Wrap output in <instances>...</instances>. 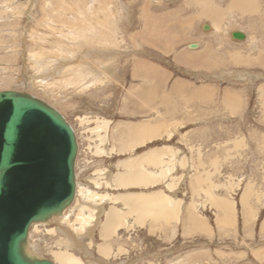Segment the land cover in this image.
Wrapping results in <instances>:
<instances>
[{
    "label": "rangeland",
    "instance_id": "374dc122",
    "mask_svg": "<svg viewBox=\"0 0 264 264\" xmlns=\"http://www.w3.org/2000/svg\"><path fill=\"white\" fill-rule=\"evenodd\" d=\"M5 91L55 109L77 141L74 200L30 228L26 255L264 264V0H0ZM137 124L156 135L124 150ZM154 149L160 165L134 163L148 183H113L122 163ZM157 192L171 203L155 201L152 216ZM128 194L144 196L135 212L119 198ZM210 197L230 205L232 225H218ZM106 213L121 220L102 237Z\"/></svg>",
    "mask_w": 264,
    "mask_h": 264
},
{
    "label": "water",
    "instance_id": "95a60500",
    "mask_svg": "<svg viewBox=\"0 0 264 264\" xmlns=\"http://www.w3.org/2000/svg\"><path fill=\"white\" fill-rule=\"evenodd\" d=\"M76 155V136L55 109L27 94L0 92V264H53L27 258L23 245L32 223L73 202Z\"/></svg>",
    "mask_w": 264,
    "mask_h": 264
},
{
    "label": "bare ground",
    "instance_id": "6f19581e",
    "mask_svg": "<svg viewBox=\"0 0 264 264\" xmlns=\"http://www.w3.org/2000/svg\"><path fill=\"white\" fill-rule=\"evenodd\" d=\"M231 37H232V34H231ZM178 90H180V87H179ZM207 96L208 95L204 94V98L208 99ZM228 99H229V97H227V100ZM233 104H234V102H233ZM156 132H157V130L155 129V126H154V128L149 129L146 126H144L143 124L134 125L131 128L130 133H129V139L130 140H128L127 142H125V145H123L122 148H124V150H133L138 144H142L144 142V140L149 139V136H151L152 134H153V136L156 135ZM160 154L161 153H157V150L154 149V152H148V153L142 154L141 156H137V158H135V160L132 161L133 163H131V162L122 163L121 166L125 170L123 172H120V173L117 174V176L115 177V180L113 181V183H115L117 186H126V185L142 186L144 184V182H147L148 183L147 180H149V177L144 173V170L141 167H138V166L135 167L134 163H141V164H146V165H150V166H153V167H157L158 165H160L163 162V161H161V158H160L161 155ZM75 178H76V176H75ZM196 185H197V183H196ZM133 194H131V195L128 194L129 196L124 195L125 197L119 196V198L122 199V200H124L126 203L128 202V204H129V211H132V212L134 211L135 212V211H137V208L139 206L138 205V201L140 199L143 200L144 196L141 195L140 198H139V196L133 195ZM150 197L151 198H154L153 204L150 207L145 208L144 211L150 213L152 216H153V212L155 213L156 210H157V209H155L156 208L155 207V201L159 202V201H162V200H166V201H168V203H171V200L169 201L168 199H166L165 196L162 193H158L157 192L156 194H152ZM210 199H211L212 204L217 205V209H219V212L222 213L221 219H218L217 220V223H220L218 225H224L225 223L228 226L229 225H232L231 221L233 219V216H232V214H231V212L229 210V207H228L230 205L228 203H227L228 205H225L220 200L218 201L217 200L218 198H215V197H212V198L210 197ZM73 200H74V198H73ZM145 201H147V200H145ZM243 201H244V199H243ZM175 202H178V203H176V207L178 209L179 206L181 205V202L180 203H179V201H175ZM162 203H165V202H162ZM162 203H161V205H163ZM159 204H160V202H159ZM166 205L167 204L164 205L165 208H167ZM99 207H97V208H99ZM67 208H68V206L65 204L64 207H63V209L59 213L54 214V215L48 217L43 222L32 223L30 225V227H29V230H30V228L32 226H36V225H39V224L40 225L48 224L49 221L52 218L58 217L59 215H62L63 211L65 209H67ZM115 208H112V209L115 210ZM177 209L175 211H177ZM175 211H173V210H164V214L163 215H160L159 214V215L160 216H164L165 218H169V216H172V215L177 216V213ZM160 212L163 213V210L161 209ZM167 215H169V216H167ZM119 216H120V213H115L114 215H110L109 213H106L105 219L101 223V236L102 237L109 236L113 232V225H114V223H112V221H115V222L118 221L119 222L121 220V218ZM174 218L176 219V217H174ZM193 221L194 220H191V223L190 224H193V225L196 224V226H194L195 228L197 227L196 229L194 228L195 230H201V231H203L206 228V226H204L205 224L204 225L201 224V223L200 224H197V222H195V221L193 222ZM263 228H264V226H263ZM263 228H262V230H264ZM87 229H89V228H87ZM29 230H28V233H27V240H26L25 244L23 245V254L27 258L33 259V257L32 258L29 257V254H27V255L25 254V246H26V243L28 241ZM208 230L209 229L207 228L206 231H203V232H207ZM87 231H89V230H87ZM89 234L92 235V232L91 233L89 232ZM103 252L104 251L101 250L100 253H103ZM61 255H63V256H58L60 263L61 264H69L70 263V260L65 256V253H63Z\"/></svg>",
    "mask_w": 264,
    "mask_h": 264
},
{
    "label": "crops",
    "instance_id": "0c3cea01",
    "mask_svg": "<svg viewBox=\"0 0 264 264\" xmlns=\"http://www.w3.org/2000/svg\"><path fill=\"white\" fill-rule=\"evenodd\" d=\"M179 85L181 84V83H178ZM188 93H190V92H188ZM187 96V95H186ZM194 98H196L195 96H194ZM188 105H190V103L188 104ZM187 106V105H186ZM137 146H140V144H138ZM157 150V152H158V149H156Z\"/></svg>",
    "mask_w": 264,
    "mask_h": 264
}]
</instances>
